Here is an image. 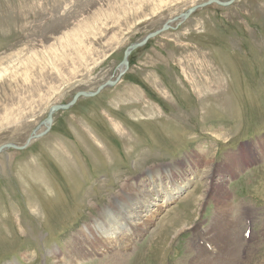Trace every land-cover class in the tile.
I'll return each instance as SVG.
<instances>
[{
  "label": "rangeland",
  "instance_id": "374dc122",
  "mask_svg": "<svg viewBox=\"0 0 264 264\" xmlns=\"http://www.w3.org/2000/svg\"><path fill=\"white\" fill-rule=\"evenodd\" d=\"M207 1L0 0V147H23L45 130L51 106L114 80L128 46ZM171 24L131 53L119 84L55 112L50 131L23 151L0 154V264L102 251L70 238L103 211L118 214L114 200L129 210L139 185L152 194L167 167L193 183L156 210L122 264H201L194 252L205 243L217 256L228 241L222 222L240 224V198L250 241L243 228L230 237L242 243L240 264H264V164L251 178L228 169L231 156L264 157V0L211 4ZM231 177L240 180L229 187ZM177 182L159 186V198Z\"/></svg>",
  "mask_w": 264,
  "mask_h": 264
},
{
  "label": "bare ground",
  "instance_id": "6f19581e",
  "mask_svg": "<svg viewBox=\"0 0 264 264\" xmlns=\"http://www.w3.org/2000/svg\"><path fill=\"white\" fill-rule=\"evenodd\" d=\"M178 17H179V15H178ZM179 20H180V22L183 21L182 19H179ZM171 22L172 21H170V24H171ZM172 26H173V24H172ZM173 28H175V27H173ZM118 69H119L117 71L118 74L123 72V71L125 72V69L121 65H120V67H118ZM127 70H128V67H127ZM182 172H183V170H182ZM182 172L179 171L178 167H175V168L167 167V169L159 170L158 172H156L154 174L155 183H158V189L154 188L152 194H149V192H147V194H145L143 189H141V187H144V186L139 185V192H138L139 194L137 195V193H134V196H133L134 198L130 197L131 199H129V202L132 203L131 204L132 207H130L129 210H127V209L124 210L123 204H120L121 203L120 200H114L111 203H112V205H114L113 207H115L117 209L118 214H116L113 210L110 211L109 213H108L109 210H105L102 212L103 214L101 213L100 215H98V217L96 219L92 220V224L90 227H88V228L84 227L81 232L74 233L70 238L71 241L69 242V246H71V244L74 245V243L80 237V238H82L81 242H84V241L94 242L98 245V248H102L101 249L102 251H98V252L94 251V252H90L89 254H88V252H81L80 251V253H79L77 251V248L75 247L73 249V252H71L69 249L68 253H61L62 251L55 249V250L49 251L48 255L50 257H54V259H57L58 264H73L74 262H75L74 264H77L79 262V259L76 260L77 257H80L82 260L84 258L86 260H90V259L96 258L98 255L102 256L103 260L105 259V257H107V260L110 259L112 264H122V260H126L125 259L126 255H124V253L125 252L127 253L128 249H130V247L132 246L131 245V243L133 242L132 240L134 238L138 237L139 235H141L142 232L146 231L148 225L151 222L150 220H153L155 213L157 212L156 210L159 207L160 208L166 207L174 198L177 197V195L180 192H182V190H184L186 187L190 186L193 183V177H191L189 179L182 178ZM176 179L178 180L179 185H175V187L168 192L166 191L163 199H160L159 198V194H160L159 191L161 189H159V186H162V190H163L164 188H167V186H165V185H167V183L168 184H170V183L175 184ZM150 187H152L151 184H150ZM226 198H227V196H226ZM148 199L149 200L154 199L153 203H150L149 205H147L146 209L142 210V207L144 208L143 203L144 202L149 203ZM223 201L226 202V200H223ZM229 204H230V202H229ZM228 207L225 206V208H224V206H223L222 209L223 210L224 209L229 210ZM100 211H102V210L99 209L98 212H100ZM125 212H126V214H125ZM122 213L125 214V216L122 215ZM143 213H145V214H143ZM117 215L119 216V218L116 217ZM226 215H227V213H226ZM223 217H224V215H223ZM222 223H223V225H222L221 230H220V237H222L223 239H228V241L226 243H224V245L221 246L222 248L220 246H219V248L216 247V251H214V252H216V255L218 256V257L215 256L216 258L215 257L210 258V256H208L210 254V252L208 250L209 249L208 244L205 243L203 246L198 247L199 249H197L194 253L196 254V256H198L197 260L201 264H240L241 263L240 255L238 254V252H236V248L238 249V247L242 243L239 241L241 243V244H239V243H237V241H234L233 239H231V237H230L231 232L230 231H231V229L236 228L238 230V236H239V232L241 231V229L243 227L241 224H235V223L229 224L227 222V218ZM86 233L88 234L87 237L83 236ZM241 237H242V239L244 237L242 235V232H241ZM244 240H248V239H246L244 237ZM249 241L250 240H248V242ZM244 244L245 243H243V245ZM117 245H118V247L115 248ZM116 250L118 251V253L121 252L118 256L115 254ZM113 251H115V252H113ZM190 251H192V250H190ZM59 252H60L59 255L65 256V254H67L70 258L67 257L66 262L59 259L60 257H58L56 255V253H59ZM113 253L116 256H113ZM70 254H73V255H70ZM77 255H79V256H77ZM219 255H221V256H219ZM64 260H65V258H64Z\"/></svg>",
  "mask_w": 264,
  "mask_h": 264
},
{
  "label": "water",
  "instance_id": "95a60500",
  "mask_svg": "<svg viewBox=\"0 0 264 264\" xmlns=\"http://www.w3.org/2000/svg\"><path fill=\"white\" fill-rule=\"evenodd\" d=\"M233 2H234V0H230L227 2H222L220 0H209L207 2H204L203 4L191 6L190 9L187 10L185 13L179 15V17H176L175 19L170 20V21H172L171 23H174L176 21L180 22L179 19H182L183 20V21H181V23H182L185 20H187L188 18H190V16L193 15L198 10L204 9V7H207L211 4L216 5L218 7L219 6L226 7V6L233 4ZM170 21H168L167 23L162 25V27L159 30L148 33V35L145 36L140 42H136L133 45L128 46L123 51V57H122V61H121L120 65L125 69V72L123 71V72L119 73L115 77V79L112 81H106V83H104L103 85L98 87L96 91H93V93L80 91L76 95H74V97L72 98V101L69 102L68 104L51 106L48 113H47L48 114L47 117L41 123L43 128L45 129L42 133L35 135V132H34L32 134V136L27 139L26 143H24L23 147H20V146L15 145V144H9V143H8V145L1 146L0 147V154L7 151L8 149H12L15 151H23V149L28 147V145L31 141L37 140V138L44 136L45 134H47L50 131V128H51L50 126L52 125L53 115L55 112L64 111L66 109H69L70 107L74 106L77 103L79 98L92 99L93 97H95L96 95L101 93L103 90L107 89L108 87L116 86L121 81V78L123 77V75H125V73L127 71L128 59H129L131 53L135 49L143 47L145 44L148 43L149 40L161 35L163 32H165L167 30H174L175 28H173L172 24H170ZM120 65L118 67H120Z\"/></svg>",
  "mask_w": 264,
  "mask_h": 264
}]
</instances>
